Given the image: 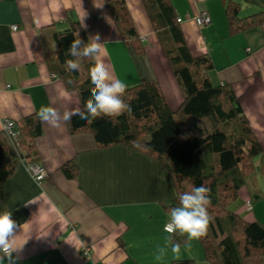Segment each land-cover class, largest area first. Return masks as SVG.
Here are the masks:
<instances>
[{
    "label": "crops",
    "instance_id": "0c3cea01",
    "mask_svg": "<svg viewBox=\"0 0 264 264\" xmlns=\"http://www.w3.org/2000/svg\"><path fill=\"white\" fill-rule=\"evenodd\" d=\"M109 0H0V132L5 121L37 115L39 108L82 110L80 96L54 78L46 54L57 50L54 34L79 21L89 41L99 35L103 58L116 78L128 86L155 80L170 107L177 110L183 94L142 0H126L145 48L136 54L122 39L108 8ZM192 54H209L214 85H232L244 114L264 150V23L232 35L226 3L238 5L239 18L264 12V0H172ZM208 13L212 23L199 26ZM18 26V31L12 27ZM35 152L48 177L38 182L25 164L0 191V211L7 209L22 229L16 232L17 264H174L206 263L201 240L175 260L157 262L153 253L168 235L166 205L177 197L170 175L155 159L124 146L97 150L89 135L73 136L67 123L42 122ZM74 161L79 176L69 179L62 167ZM258 164L260 162L258 161ZM254 190L243 189L235 211L249 222L264 224V177ZM253 207L247 210L246 201ZM173 240L177 241L175 236ZM178 242V241H177ZM86 250L90 253L85 254Z\"/></svg>",
    "mask_w": 264,
    "mask_h": 264
},
{
    "label": "trees",
    "instance_id": "16d2710c",
    "mask_svg": "<svg viewBox=\"0 0 264 264\" xmlns=\"http://www.w3.org/2000/svg\"><path fill=\"white\" fill-rule=\"evenodd\" d=\"M142 2L183 94L181 106L172 109L157 81L142 80L128 86L122 97L130 111L118 117L98 118L91 124L74 115L68 122L69 131L73 136H91L97 150L124 146L158 161L177 190L176 199L165 206L167 211L178 205L179 194L193 186L203 184L209 188L211 221L206 235L200 239L206 253L203 264H264V224L249 222L235 211L242 190L248 189L254 196V190L261 185L262 145L233 86L213 84L215 67L211 56L192 54L172 0ZM108 8L124 42L136 54H144L126 0H109ZM238 10V5L226 3L232 35L264 23V12L249 20L239 18ZM81 33V24L71 18L68 29L54 34L57 50L48 52L46 58L54 78L80 96L83 111L91 98L93 62L83 60L79 71L67 70L65 66V60L71 58L65 53ZM15 124L12 132H0V191L20 164H40L34 148L35 141L44 133L42 121L34 114ZM62 171L71 180L78 178L80 172L74 161L66 163ZM248 202L253 207L254 201L249 199L246 205ZM174 236L186 245L185 237ZM174 264L201 263L180 260Z\"/></svg>",
    "mask_w": 264,
    "mask_h": 264
},
{
    "label": "clouds",
    "instance_id": "9594fccd",
    "mask_svg": "<svg viewBox=\"0 0 264 264\" xmlns=\"http://www.w3.org/2000/svg\"><path fill=\"white\" fill-rule=\"evenodd\" d=\"M65 60L67 70L79 71L81 62L89 60L93 62L90 70V80L93 85L91 98L87 100L85 109L77 112H63L61 114L55 107L42 105L37 115L39 119L52 127H60L62 123L70 122L72 117L78 116L80 120L91 124L102 117H118L125 111H130V106L124 102L127 85L116 78L109 66L104 62L107 50L104 43L100 42V36L89 38L88 43L76 38L72 41ZM135 145V141H133ZM210 189L203 184L193 186L190 191H185L178 196V205L168 210L167 220L163 230L168 235L162 245L157 244L153 258L157 262H163L171 254L175 260L182 255L181 243L172 239L176 234L186 238L184 251H190L191 241H197L207 233L211 216L208 207L211 204ZM18 225L12 218V212L4 209L0 211V264H17L18 256H14L18 249L16 245Z\"/></svg>",
    "mask_w": 264,
    "mask_h": 264
},
{
    "label": "built area",
    "instance_id": "2783aa9c",
    "mask_svg": "<svg viewBox=\"0 0 264 264\" xmlns=\"http://www.w3.org/2000/svg\"><path fill=\"white\" fill-rule=\"evenodd\" d=\"M182 20L178 19V22L180 23ZM196 22L199 26H206V25H210L212 23V18L208 13H204L202 15H200L198 18H196ZM13 31H18V26H14L12 27ZM15 122L14 121H5L4 123V129L9 130V131H13V129L15 128ZM13 136H15V133H12ZM29 172L32 174V176L36 179V181L38 182H43L44 180H46V178L48 177L45 169L42 167V165L40 164H32L27 166ZM247 207L249 210L252 209V205L251 203L248 202ZM90 250H86L85 254H89Z\"/></svg>",
    "mask_w": 264,
    "mask_h": 264
},
{
    "label": "rangeland",
    "instance_id": "374dc122",
    "mask_svg": "<svg viewBox=\"0 0 264 264\" xmlns=\"http://www.w3.org/2000/svg\"><path fill=\"white\" fill-rule=\"evenodd\" d=\"M243 202V200H240V202H238V205L240 204V203H242ZM236 206H237V204H236Z\"/></svg>",
    "mask_w": 264,
    "mask_h": 264
}]
</instances>
